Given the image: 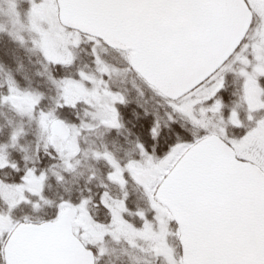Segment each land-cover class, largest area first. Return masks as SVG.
Segmentation results:
<instances>
[{
	"label": "snow or ice",
	"instance_id": "6c2138e0",
	"mask_svg": "<svg viewBox=\"0 0 264 264\" xmlns=\"http://www.w3.org/2000/svg\"><path fill=\"white\" fill-rule=\"evenodd\" d=\"M53 5L77 32L88 34L102 75L111 70L97 48L107 43L127 50L130 66L165 100L168 112L164 124L157 117L147 119V114L138 117L143 137L135 145L139 158L122 165L106 146L103 152L81 148V132L94 131L97 125L69 126L55 112L40 111L45 154L58 158L69 174L76 172L81 152L103 161L110 169L108 183L123 191L129 180L136 182L144 189L150 212L136 213L139 226L127 221L126 192L120 200L108 191L98 201L90 195H82L78 203L50 200L44 194L48 172L30 167L18 184L0 181V199L7 206V213H0V264H101L108 238H123L133 247L148 241L164 264H264V8L258 9L256 0H31L32 26L40 36L33 43L50 65L61 68L71 67L75 56L67 46L63 54L50 49L58 29L44 13ZM45 22L48 30L41 27ZM81 42L74 39L71 46ZM78 75L79 81L52 78L64 93L58 109L100 101L104 81L83 71ZM229 75L243 83L240 103L225 116ZM7 86L0 104L35 119L42 94L22 90L11 74ZM70 87L82 94L71 96ZM103 96L109 103L92 119L110 130L123 129L118 106L126 104L125 97L107 90ZM242 105L246 116L241 115ZM217 117L219 123L214 122ZM189 128L199 129V134ZM229 129L243 134L230 135ZM23 135L22 128L13 129L11 146ZM7 147L0 148V169L19 172L4 155ZM240 149L244 155L236 154ZM163 167L167 172L160 175ZM52 174L58 183L65 180L60 172ZM95 179L90 176L89 183ZM90 205L107 211L110 223L92 217ZM24 206L37 214L44 208L55 211L52 219L39 224L27 219L21 223L13 213ZM170 239L179 242V250Z\"/></svg>",
	"mask_w": 264,
	"mask_h": 264
},
{
	"label": "trees",
	"instance_id": "16d2710c",
	"mask_svg": "<svg viewBox=\"0 0 264 264\" xmlns=\"http://www.w3.org/2000/svg\"><path fill=\"white\" fill-rule=\"evenodd\" d=\"M2 4L0 1V21ZM26 8V5H23L20 9L25 10ZM78 35L83 42L79 47L73 49L74 63L71 67L61 68L58 65H50L42 53L29 40L19 41L7 32L0 31V81L4 79L7 83V78L11 74L22 90L37 92L43 96L41 103L36 109L34 121L18 115L8 106H0V148L8 145L4 155L7 156L10 164L15 163L20 169L19 172L11 167L0 169V181H4L9 185L18 184L21 182L20 177L22 174L28 168L35 167L41 171L48 172L49 179L45 184L44 194L50 200L59 201L63 198L70 199L73 203H78L82 195H90L98 201L104 191L110 192L113 199L120 200L124 198V193L126 192L127 206L130 212L144 211L149 213V202L144 190L132 180H129L123 191L118 185L109 184L106 178L110 169L103 161H90L88 164L90 168L78 166L75 173L69 174L64 172L58 158L52 160L45 154L44 145L47 136L41 132L37 121L40 111L45 113L55 112L58 118L69 126L80 127L82 122L88 124L92 122V109L83 102L78 103L74 109H58L57 105L64 102L60 99L59 87L52 82V78L57 81L62 79L77 81L80 78L78 73L81 71L90 76L97 75V65L92 54V45L88 42L89 38ZM101 48L98 50V54L107 66L120 72H128L121 86L120 84L118 86V88L121 87V92L126 99L124 106H118L121 111V120L124 128L120 130L105 129L101 131L99 137L92 136L88 138L85 147L103 152L106 146L107 150L113 153L123 165L132 159L139 158L135 145L137 139L143 140V137L138 117L143 118L147 114V119L157 117L164 124L167 122L168 108L165 100L156 95L132 71L127 59L129 54L112 51L103 43ZM241 88L242 80L229 75L223 96L226 105L225 116H227L231 108L240 103ZM7 93V84L2 86L0 82V97L5 96ZM240 112L242 116H246V111L243 108H240ZM129 113L132 114L131 119L128 118ZM181 123L184 122L181 121ZM20 128L23 129L24 135L20 138L19 144L12 147L9 139L10 134L13 129ZM189 131L199 134V129L196 128H189ZM229 134L233 136L242 135L243 130L229 129ZM25 156L30 159L25 160ZM53 171L60 172L65 176V180L62 183H58L52 174ZM93 175H95L96 179L89 183V177ZM102 183L107 184V188L103 187ZM89 189H91V193H89ZM89 209H91V215L95 219L98 215L101 216L102 221L109 220L108 212L102 207L90 205ZM54 211V208H44L37 214L33 213L28 206H24L13 213V219L21 223L26 222L27 219L31 223L39 224L41 221L52 219ZM0 213H7V206L2 199H0ZM108 241L112 250L102 258L101 264H141L142 259L146 256L140 250L128 249L125 244H115L109 238ZM173 245L179 250L178 241L175 239ZM126 248L129 251L123 253L122 251Z\"/></svg>",
	"mask_w": 264,
	"mask_h": 264
},
{
	"label": "rangeland",
	"instance_id": "374dc122",
	"mask_svg": "<svg viewBox=\"0 0 264 264\" xmlns=\"http://www.w3.org/2000/svg\"><path fill=\"white\" fill-rule=\"evenodd\" d=\"M0 1L3 3L2 4V12H1L2 15H1V21H0V31L7 32L8 34H10L11 36H13L15 39H17L19 41H24L27 39L32 43V45L37 50H39L36 47V45L33 43L34 41H38L40 39V36L36 31L33 30L32 19L30 16L31 0H0ZM23 5H26V7H27L25 10L20 9V8H22ZM256 6L258 9L264 8V0H256ZM44 14L51 19L52 23L58 29V31L56 33V40L53 42H50V49L52 51L56 52L57 54H63L64 48H65V46H67V47L71 48V51L73 53V49H75L76 47L71 46L72 40L77 39V38L80 39L82 42H83V40L75 32L74 33L66 32L63 28H61V26L59 25V20H58V9L55 5H53L49 9H47ZM261 22H264V21H261ZM41 27L44 30H48L49 24L47 22H45V23L41 24ZM249 36H254V33L250 32ZM82 42L80 44H82ZM100 48H101V46L97 48V52H98V50H100ZM229 63H231V60L229 61ZM108 67L111 70L110 75H102L98 70H97V75H95V76L93 75L97 80H103L104 84H102L101 88H100V97H101L100 101L95 102V106H90L89 104L85 103L86 105H88L92 109V112H93L92 114H96L98 112H103L104 106L107 103H109L108 98L103 96V93L105 90L111 91L112 93L119 94V95L123 96L121 89H120L121 87L118 88V86H119V84L121 86L122 81H124V77L126 76V74L128 72L127 73L126 72H120V71L116 70L115 68H112L110 66H108ZM235 67L239 68V65L237 64V65H235ZM235 77H237V76H235ZM237 78H239V77H237ZM79 80H80V78H79ZM79 80H77V81H79ZM0 82H1L2 86L7 84L4 79H1ZM93 87H95V86L93 85ZM59 91H60V99L64 102V100L62 99V97L64 95L62 88H59ZM70 94H71V96L76 97V96L81 95L82 93H81V90L79 88L70 87ZM0 106H2V107L8 106L11 108V106L5 105V104H0ZM241 108H243L247 113V109L245 106L242 105ZM15 113H17V112L15 111ZM22 117L27 118L28 120H33V121L35 120V119H30L27 116H22ZM214 122L219 123L218 117ZM90 124L97 125L96 129L94 131L84 130L81 132V135L79 136V144H80L81 148L85 151L88 149L85 147V145L87 144L86 141L88 140V138H90L92 136L99 137L101 134V131L107 129L103 125L100 124L99 120H93L92 119V122ZM38 125H39V123H38ZM221 127H222V125H221ZM40 130H41V128H40ZM41 132H42V130H41ZM43 134H45V133H43ZM45 136H47V135L45 134ZM236 154L237 155H244L245 150L240 149ZM77 159L80 160L79 166L84 167V168H90V166L88 165L90 161L98 162V161L92 159L90 156L88 158H85L83 152L80 153V155L77 157ZM166 172H167V167H163V168L159 169L160 175L166 174ZM89 211L91 212V209H89ZM136 213L137 212L134 213V220L135 221L132 224L139 226V221L137 220ZM109 239L112 242H114L115 244L127 245L128 249H131L134 251L140 250L144 255H146L148 257V260H145V258H146V256H145L142 259L141 264H164V261L162 258H158L153 254V252L151 251V244L148 241H137V246L133 247L123 238H121L119 240L112 239V238H109ZM169 243L173 245L174 239H170ZM103 247L106 249V254L112 250V248H110V243H109L108 239H106L103 242ZM127 248L124 249L122 252L126 253L127 251H129V250H127ZM146 249H149V254L146 251Z\"/></svg>",
	"mask_w": 264,
	"mask_h": 264
},
{
	"label": "water",
	"instance_id": "95a60500",
	"mask_svg": "<svg viewBox=\"0 0 264 264\" xmlns=\"http://www.w3.org/2000/svg\"><path fill=\"white\" fill-rule=\"evenodd\" d=\"M58 20H59V23L61 25L62 28L66 29V30H69V31H72V32H75V33H78L82 36H85V37H88V34L85 33V32H77V30L75 28H73L71 26V23L67 20H65V17H64V13L60 10H58ZM108 49L112 50V51H116V52H120V53H126V54H129L127 50L123 49V48H118V47H111L109 46L107 43H103ZM230 61V60H229ZM228 61V62H229ZM132 71L135 72L137 74V72L135 70H133V68L131 67ZM138 75V74H137ZM140 77V76H139ZM181 78H183V74H181ZM143 80V79H142ZM144 81V80H143ZM145 82V81H144ZM146 83V82H145ZM147 84V83H146ZM148 85V84H147ZM60 130H58L59 132Z\"/></svg>",
	"mask_w": 264,
	"mask_h": 264
},
{
	"label": "flooded vegetation",
	"instance_id": "af4514ba",
	"mask_svg": "<svg viewBox=\"0 0 264 264\" xmlns=\"http://www.w3.org/2000/svg\"><path fill=\"white\" fill-rule=\"evenodd\" d=\"M108 217H109V220H107V221H109L108 223H107V221H102L101 216H98V215H97V217H96V220H98V221H99L100 223H102V224L105 223V225H108V224L110 223V216L108 215ZM126 219H127V221L133 223V222L135 221V220H134V213L130 212V214H128V215L126 216ZM178 244H179V242H178ZM149 249H150V248H149ZM149 249H146V251L148 252V254H149ZM145 260H148V257L145 258ZM152 262H153V261H152Z\"/></svg>",
	"mask_w": 264,
	"mask_h": 264
}]
</instances>
